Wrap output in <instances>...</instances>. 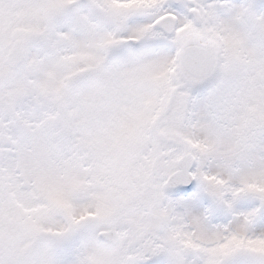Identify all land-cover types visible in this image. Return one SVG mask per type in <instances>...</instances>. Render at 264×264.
I'll return each instance as SVG.
<instances>
[{"label":"snow or ice","instance_id":"1","mask_svg":"<svg viewBox=\"0 0 264 264\" xmlns=\"http://www.w3.org/2000/svg\"><path fill=\"white\" fill-rule=\"evenodd\" d=\"M0 264H264V0H0Z\"/></svg>","mask_w":264,"mask_h":264}]
</instances>
